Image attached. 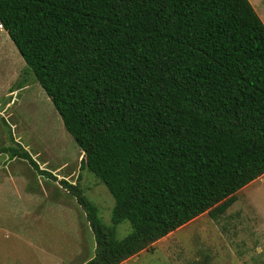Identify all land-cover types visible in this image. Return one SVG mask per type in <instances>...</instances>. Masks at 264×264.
<instances>
[{"label":"trees","instance_id":"16d2710c","mask_svg":"<svg viewBox=\"0 0 264 264\" xmlns=\"http://www.w3.org/2000/svg\"><path fill=\"white\" fill-rule=\"evenodd\" d=\"M7 31L115 198L112 224L80 182L0 146L76 198L83 264H120L264 175V22L250 0H0ZM129 221L131 232L117 237Z\"/></svg>","mask_w":264,"mask_h":264},{"label":"rangeland","instance_id":"374dc122","mask_svg":"<svg viewBox=\"0 0 264 264\" xmlns=\"http://www.w3.org/2000/svg\"><path fill=\"white\" fill-rule=\"evenodd\" d=\"M258 1L253 6L264 22V0ZM19 144L33 154L42 168L50 169L59 178L80 182L87 197L97 205L103 222L112 224L114 196L92 171L81 168L83 152L0 24V146ZM0 166L6 167L5 171L10 169L11 173L18 169L29 180L36 173L26 160L9 159L7 153L0 154ZM40 178V188L35 191L44 199L58 198V204L48 200L41 219L33 226L42 236L44 233V238L55 237L62 246H74L76 252L82 251L74 264L83 254L84 257L86 253L94 255V234L76 198L58 181ZM236 196L237 200L218 218L205 212L124 264H264V175L240 189ZM11 214L2 213L0 221L7 224L8 231L21 236L19 245L26 246V253L33 248L39 254V241L35 239V247L30 245L33 242L31 223L19 208L18 215ZM131 230L132 225L126 220L117 226V237L123 238ZM0 236L5 234L0 232ZM13 238L0 240L8 243Z\"/></svg>","mask_w":264,"mask_h":264},{"label":"crops","instance_id":"0c3cea01","mask_svg":"<svg viewBox=\"0 0 264 264\" xmlns=\"http://www.w3.org/2000/svg\"><path fill=\"white\" fill-rule=\"evenodd\" d=\"M254 3H259V1L253 0ZM5 170L6 167L0 166V215L4 212L7 215L10 212L12 213L11 215H18L19 208L21 214L27 219L28 223H31V227L33 228V242L30 245L35 247V239H37L39 241L40 252L36 254L32 248V250L26 253V246L19 245L18 240L21 239V236L8 231L7 224L3 225L0 221V232L5 234V236H0V239H11L14 236L8 243H3L0 240V264H74V261L78 258L79 254H82V251L76 252L74 246H62L57 242L55 237L44 238V233L42 236V232L33 226L36 220L41 219L40 214L45 210L46 204L50 202L48 200H53L54 204H58V198L46 195L47 197L44 199L39 191H35L41 185L39 184V179L41 178L38 174H33V179L31 174V181L29 177L27 178L18 169H13L16 171L13 173L10 172V169L8 171ZM35 194L37 196H34ZM11 205L19 207L11 208ZM82 256V259L77 264L85 263L94 255L90 253L87 255L86 253L85 257L84 254ZM129 259L120 264H124Z\"/></svg>","mask_w":264,"mask_h":264}]
</instances>
